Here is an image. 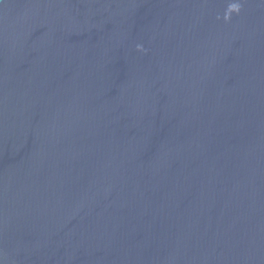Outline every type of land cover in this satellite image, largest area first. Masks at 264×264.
Here are the masks:
<instances>
[{
	"label": "water",
	"instance_id": "95a60500",
	"mask_svg": "<svg viewBox=\"0 0 264 264\" xmlns=\"http://www.w3.org/2000/svg\"><path fill=\"white\" fill-rule=\"evenodd\" d=\"M0 264H264V0H0Z\"/></svg>",
	"mask_w": 264,
	"mask_h": 264
}]
</instances>
